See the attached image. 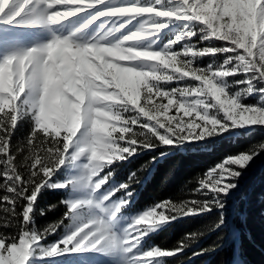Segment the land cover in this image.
<instances>
[{"label": "rangeland", "instance_id": "374dc122", "mask_svg": "<svg viewBox=\"0 0 264 264\" xmlns=\"http://www.w3.org/2000/svg\"><path fill=\"white\" fill-rule=\"evenodd\" d=\"M262 3L0 0V116L43 142L62 139L54 173L36 190L63 192L69 212L61 228L37 231L27 219L35 191L29 228L0 264H165L169 254L146 239L175 207L130 209L132 194L111 168L151 142L181 148L264 126ZM12 12L19 17L8 23ZM251 158H225L208 172L220 169L219 178L201 187L224 197L234 186L225 179L234 169L241 179ZM68 237L77 241L69 248Z\"/></svg>", "mask_w": 264, "mask_h": 264}, {"label": "trees", "instance_id": "16d2710c", "mask_svg": "<svg viewBox=\"0 0 264 264\" xmlns=\"http://www.w3.org/2000/svg\"><path fill=\"white\" fill-rule=\"evenodd\" d=\"M42 138L30 126L0 116V234L23 232L29 228L28 220L39 232L67 223L63 192L36 190L54 173L63 148L62 139L50 137L43 142ZM51 140L58 143L52 153L47 152ZM262 147L264 126L258 125L249 130L232 129L181 148L151 142L149 150L139 149L111 170L114 179L122 181L132 194L130 209L166 201L175 207L146 239L169 254L165 264H264ZM239 155L253 156L256 163L243 170L233 194L224 197L225 207L217 209L223 205L201 184L225 158ZM35 191L27 220L25 209ZM221 214L224 223L215 228Z\"/></svg>", "mask_w": 264, "mask_h": 264}, {"label": "snow or ice", "instance_id": "6c2138e0", "mask_svg": "<svg viewBox=\"0 0 264 264\" xmlns=\"http://www.w3.org/2000/svg\"><path fill=\"white\" fill-rule=\"evenodd\" d=\"M261 7L262 8H264V3H262V5H261ZM6 10H9V9H5V11ZM17 17H19V14L17 13V12H12L10 15H8V17H7V22L8 23H11L15 18H17ZM52 19H55V17H53ZM10 59V58H9ZM213 91V94L216 96V98H217V100H219L220 99V97H219V91L218 90H216V89H213L212 90ZM262 149H264V147H262ZM251 155V154H250ZM252 158H253V156H252ZM252 158H251V160H252ZM251 160H249V162L251 161ZM223 166V168H229V167H232L231 165H229V164H223L222 165ZM234 172H237V173H239V175L238 176H236V175H233L231 178H229V179H225V181H224V183H226V184H231V185H234L230 190H232V189H234L235 187H236V181L238 180V178L240 177V175H241V173H240V171H239V169H234ZM219 174H220V169H217L216 170V174L215 175H212V174H207L208 175V178H207V183L208 184H211L212 183V181L213 180H215V179H217V178H219ZM203 180H204V177H202L201 178V181L203 182ZM229 190V191H230ZM228 191V192H229ZM228 192H227V194H228ZM226 194V195H227ZM225 195V196H226ZM224 196V197H225ZM224 197H223V199H221L220 198V194H216V200H218L219 201V204L220 205H223L222 207H218L217 209H223L224 207H225V205H224ZM155 207V206H154ZM162 210H166L165 208H164V206H163V203H161V207H159V208H156V211L157 212H159V211H162ZM224 215L223 214H221L218 218H217V221H216V224H215V228H219L220 226H222L223 225V223H224ZM143 230V229H142ZM134 235H135V233H134ZM20 236H21V233H16L15 235H8V234H0V240H2L3 241V243H4V247H3V249H0V255H6L7 253H8V251H9V246L10 245H19L20 244ZM46 237V236H45ZM45 237H42L41 238V240H43ZM75 242V244L77 243V241H75V240H73L72 239V237H68V239H67V241H65V243H67V247L69 248V246H72L73 245V243ZM37 245H33V249L36 247ZM77 251H78V249H76Z\"/></svg>", "mask_w": 264, "mask_h": 264}, {"label": "bare ground", "instance_id": "6f19581e", "mask_svg": "<svg viewBox=\"0 0 264 264\" xmlns=\"http://www.w3.org/2000/svg\"><path fill=\"white\" fill-rule=\"evenodd\" d=\"M127 227V223L123 222L122 223V228L125 229ZM122 232L124 233V237L126 238L127 237V233L125 231L122 230ZM119 234V233H118ZM127 239V238H126ZM123 244H126L123 242Z\"/></svg>", "mask_w": 264, "mask_h": 264}, {"label": "clouds", "instance_id": "9594fccd", "mask_svg": "<svg viewBox=\"0 0 264 264\" xmlns=\"http://www.w3.org/2000/svg\"><path fill=\"white\" fill-rule=\"evenodd\" d=\"M83 221H78L77 224L75 226H78L79 223H82Z\"/></svg>", "mask_w": 264, "mask_h": 264}]
</instances>
